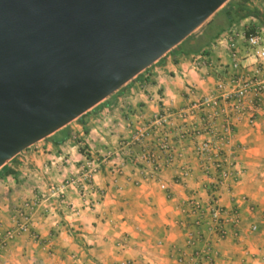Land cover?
<instances>
[{
	"label": "crops",
	"instance_id": "1",
	"mask_svg": "<svg viewBox=\"0 0 264 264\" xmlns=\"http://www.w3.org/2000/svg\"><path fill=\"white\" fill-rule=\"evenodd\" d=\"M215 14L206 28L215 22ZM253 31L264 34V0H233L213 31L205 29L190 41L191 49L166 53L111 96L2 166L0 187L5 194L11 189L10 205L27 198L37 206L30 232L8 243L0 264H179L180 254L187 257L202 246L211 251L203 264H264V102L252 120L245 116L234 123L228 144L213 139L232 173L218 189L217 202L236 213L237 230L229 227L219 239L203 226L198 229L203 240L194 248L185 243L186 225L196 218L187 214V202L195 196L206 204L213 180L202 174L194 153L195 144L206 136L183 138L182 121L175 117L194 97L213 93L215 82L233 73L230 41L242 72L259 69L264 81V61L250 56L244 40ZM161 114L171 118L167 135L157 129L136 143L137 130ZM193 123L198 119L187 124ZM161 140L174 156L171 163H166ZM86 154L99 166L90 198L98 199L100 193L101 198L91 205L70 186L62 200L56 199L59 186L78 177ZM146 154L151 159L143 157ZM121 163L117 175L114 167ZM5 221H0L4 229L10 228L12 223Z\"/></svg>",
	"mask_w": 264,
	"mask_h": 264
},
{
	"label": "water",
	"instance_id": "2",
	"mask_svg": "<svg viewBox=\"0 0 264 264\" xmlns=\"http://www.w3.org/2000/svg\"><path fill=\"white\" fill-rule=\"evenodd\" d=\"M229 0H0V168L111 96Z\"/></svg>",
	"mask_w": 264,
	"mask_h": 264
},
{
	"label": "built area",
	"instance_id": "3",
	"mask_svg": "<svg viewBox=\"0 0 264 264\" xmlns=\"http://www.w3.org/2000/svg\"><path fill=\"white\" fill-rule=\"evenodd\" d=\"M246 47L250 56L256 61H264V34L262 31H253L244 37ZM229 57L231 59V69L233 71L227 79L216 81L213 93L203 96H196L183 109L179 110L175 117L182 121L184 127L182 137H198L205 135L206 138L194 146L195 155L201 160V172L206 177L213 180L212 189L209 192V200L206 204L195 196L188 200V215H195V220L186 225L187 247H195L202 242V234L199 228L206 226L219 239L227 235L228 228L237 230L239 223L238 217L234 211L226 212L219 207L217 202V191L223 183L232 176V173L225 168L226 158L223 151L215 145L213 139L216 138L224 144L231 141L233 135L234 123L241 118L248 116L253 119L255 111L264 102V81L260 79L259 69L242 72L236 46L233 42L229 43ZM197 118L198 123L190 124L188 120ZM171 118L165 114L156 116L153 121L146 127L137 130L134 140L141 143L150 137L154 131L160 129L167 135V127L170 126ZM217 140V141H218ZM128 145H122L127 147ZM160 148L167 151L166 163H171L174 156L169 153L168 145L165 140H161ZM143 157L150 158L152 155L146 154ZM122 163L115 166L114 173L120 174ZM99 166L86 154L81 167V172L75 179H70L61 184L58 188V199H63L65 189L74 187L82 198L88 199L91 205H94L101 198L91 200L95 193L93 187L94 176L98 173ZM165 190V186H160ZM36 202H22L16 209L12 225L5 230L0 236V253L6 248L8 243L15 237L30 232L32 224V214L36 209ZM228 216V217H226ZM251 230H255L252 227ZM210 248L202 246L195 250L187 257L180 254L177 262L183 263L188 260L191 264H203L210 260Z\"/></svg>",
	"mask_w": 264,
	"mask_h": 264
},
{
	"label": "rangeland",
	"instance_id": "4",
	"mask_svg": "<svg viewBox=\"0 0 264 264\" xmlns=\"http://www.w3.org/2000/svg\"><path fill=\"white\" fill-rule=\"evenodd\" d=\"M233 0H229L228 2H226L215 14L216 16V20L215 22L213 23L212 26L207 27L208 23L213 19L214 16L210 17L203 25H201L198 29H196L191 37L186 41L184 42L180 47L181 48H186L188 47V44L190 43L191 40L195 39L200 33H202L205 29H206V33H209L211 31H213V29L221 22L222 18H223V11L226 9V7H228L229 4H231ZM15 189V188H14ZM4 191V192H3ZM8 191L9 193L8 194H5L7 193V191L3 190L2 187H0V221H2L3 223L6 222L5 220L7 221H10L12 223L13 221V218H14V215H15V212H16V209L21 205V204H18V205H15V206H12L10 205V193H11V189L8 188ZM58 195V194H57ZM42 199V198H41ZM58 199V198H56ZM58 200H61V199H58ZM26 202H29V201H33V200H29L26 198L25 200ZM24 201V202H25ZM36 204H37V201H35ZM9 205V206H8ZM12 210V213H10ZM2 222H0V236L1 234L7 230V229H4V224H2ZM5 250V249H4ZM4 250L2 252H4ZM2 252L0 253V255L2 254Z\"/></svg>",
	"mask_w": 264,
	"mask_h": 264
},
{
	"label": "trees",
	"instance_id": "5",
	"mask_svg": "<svg viewBox=\"0 0 264 264\" xmlns=\"http://www.w3.org/2000/svg\"><path fill=\"white\" fill-rule=\"evenodd\" d=\"M192 35V34H191ZM191 35L188 37V38H186L183 42H181V44H179L175 49H180L181 47V45L184 43V42H186L190 37H191ZM192 41V40H191ZM175 49H173V50H171V51H169V52H173ZM187 49L189 50V49H191V47H190V44H188V47H187ZM146 70V69H145ZM144 70V71H145ZM143 71V72H144ZM142 72V73H143ZM142 73H140V74H138L135 78H137L138 76H140Z\"/></svg>",
	"mask_w": 264,
	"mask_h": 264
}]
</instances>
